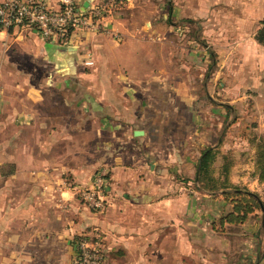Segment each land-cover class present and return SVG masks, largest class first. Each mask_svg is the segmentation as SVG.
Masks as SVG:
<instances>
[{"label":"crops","instance_id":"1","mask_svg":"<svg viewBox=\"0 0 264 264\" xmlns=\"http://www.w3.org/2000/svg\"><path fill=\"white\" fill-rule=\"evenodd\" d=\"M95 1L76 0L80 7ZM216 5L218 49L243 60L225 71L257 90L264 86V43L255 38L264 0ZM119 9L108 17L118 38L77 30L58 41L32 28L0 29V264H75L79 234L102 244L103 264H264V232L256 221L225 223L232 234L217 230L213 216L223 212V200L176 191L179 172L159 169L148 156L163 154L152 133L161 128L160 111L150 97H159L165 80L158 63L150 77L142 75L139 29ZM188 74L167 79L174 80L173 98L200 97L192 82L201 77ZM185 110L187 119L180 108L167 110L171 131L181 129V119L190 129L201 115L199 107ZM114 144L120 148L111 153ZM164 155L192 162L173 147ZM102 164L109 170L107 206L94 211L76 189ZM196 201L201 206L193 209Z\"/></svg>","mask_w":264,"mask_h":264},{"label":"rangeland","instance_id":"2","mask_svg":"<svg viewBox=\"0 0 264 264\" xmlns=\"http://www.w3.org/2000/svg\"><path fill=\"white\" fill-rule=\"evenodd\" d=\"M217 1L123 0L119 11L129 27L139 29L137 36L142 42L139 52L143 57V67H146L142 75L150 77L152 72L150 66L158 63L160 68L156 72L161 80H165L164 87L159 90V97L157 95L150 97L152 106L160 111L159 122L162 129L157 126L152 133L154 143L160 147V150L162 148L163 154L159 157L151 152L148 156L156 160L159 169L175 168L179 172L176 177V191L183 187L190 196L195 197L206 196L203 191L212 192L223 200V212L213 216L216 229L219 230L218 219L231 210L234 200H240L242 197L236 193V188L241 192L252 191L260 201L264 202V175L259 178L261 170L257 161L260 159L259 146L264 143V86L251 90L248 81L240 82L235 74L225 71L229 65L237 66L243 60L236 56L231 57V51L218 49L219 44L214 38L219 21L215 17ZM151 24L154 29L151 28ZM156 52L158 60L157 56L155 57ZM188 60L190 67L185 63ZM118 72H122L121 69ZM184 74H188L191 79L201 77V80L191 83L195 91L200 92V97L191 95L188 99L172 97L175 89L174 80L169 82L167 79ZM173 106L180 108L185 119L188 117L187 109L193 112L199 107L201 115L193 121V127L190 129L189 122L187 124L181 119L183 123L181 129H176L174 132L166 123L169 116L167 110ZM203 109H206L204 114ZM172 133L175 135L174 143L170 139ZM172 147L177 155L184 154L192 162L188 164L183 160H165L164 154L167 155L170 150L172 151ZM119 148V145L114 144L111 153L118 152ZM205 148H214L217 151L211 163L212 173L216 178L221 177V179L228 176L225 182L227 196L222 194V188L208 189L203 187L204 182L198 180L196 165ZM104 165L98 166L94 173L107 170L103 168ZM183 171H189L192 176L183 175ZM195 171L196 176H194ZM220 171L222 174H219ZM229 174H232V179ZM206 184L212 183L206 182ZM196 199L198 200V197ZM215 205L213 207L218 211V201ZM106 206L107 202L100 210L91 209L102 211ZM195 206L201 205L199 203L197 205L196 201L193 209ZM244 221H256L258 233L264 232L262 222L260 223L264 221V209L256 207ZM220 231L232 234L234 227L227 226ZM229 253L227 250L226 256L232 261L230 258L233 254L230 256Z\"/></svg>","mask_w":264,"mask_h":264},{"label":"built area","instance_id":"3","mask_svg":"<svg viewBox=\"0 0 264 264\" xmlns=\"http://www.w3.org/2000/svg\"><path fill=\"white\" fill-rule=\"evenodd\" d=\"M122 3L123 0H97L80 7L76 0H57L56 6L47 0H1L0 29L32 28L43 37L58 41L70 40L77 30L110 32L118 38L117 31L108 28V17ZM108 187V170L104 169L93 173L90 183L77 187L76 193L87 206L100 210L106 203ZM74 248L75 264H103L102 244L86 234L75 238Z\"/></svg>","mask_w":264,"mask_h":264},{"label":"trees","instance_id":"4","mask_svg":"<svg viewBox=\"0 0 264 264\" xmlns=\"http://www.w3.org/2000/svg\"><path fill=\"white\" fill-rule=\"evenodd\" d=\"M255 38L264 43V18L260 20V26L255 32ZM217 151L214 148H205L197 161V176L198 180L204 182L205 188L208 189H218L222 188V194L228 195V191L225 189V182H227V175L221 179V177H217L213 175L211 163L214 161ZM258 156L260 159L257 160L260 163L261 174L259 178L261 179L264 175V143H261L259 146ZM262 163V164H261ZM226 172V171H225ZM215 174V173H214ZM219 174H222L220 171ZM218 174V175H219ZM206 182H211L212 184L207 185ZM236 193L242 195L240 200H234L231 210H229L226 214L222 215L218 219L219 226L221 228L224 227L225 223H241L246 219V216L249 213L254 212L255 208L259 207L260 209H264V202L260 201L256 194L252 191L246 190L241 192L238 188L235 189ZM263 229H264V221Z\"/></svg>","mask_w":264,"mask_h":264},{"label":"water","instance_id":"5","mask_svg":"<svg viewBox=\"0 0 264 264\" xmlns=\"http://www.w3.org/2000/svg\"><path fill=\"white\" fill-rule=\"evenodd\" d=\"M143 133V130L142 129H135L134 130V134H142Z\"/></svg>","mask_w":264,"mask_h":264}]
</instances>
